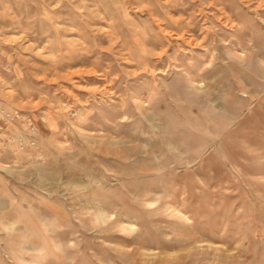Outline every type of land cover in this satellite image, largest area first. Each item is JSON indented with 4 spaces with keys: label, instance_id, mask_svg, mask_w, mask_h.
I'll list each match as a JSON object with an SVG mask.
<instances>
[{
    "label": "rangeland",
    "instance_id": "374dc122",
    "mask_svg": "<svg viewBox=\"0 0 264 264\" xmlns=\"http://www.w3.org/2000/svg\"><path fill=\"white\" fill-rule=\"evenodd\" d=\"M0 101V264H264V0H0Z\"/></svg>",
    "mask_w": 264,
    "mask_h": 264
},
{
    "label": "bare ground",
    "instance_id": "6f19581e",
    "mask_svg": "<svg viewBox=\"0 0 264 264\" xmlns=\"http://www.w3.org/2000/svg\"><path fill=\"white\" fill-rule=\"evenodd\" d=\"M159 14V17H161L160 13ZM157 14V15H158ZM166 18V17H165ZM247 55L246 53H240L238 54V56H245ZM237 80V79H236ZM235 80V81H236ZM245 82V81H244ZM239 83H241L239 81ZM243 89V88H242ZM152 117V116H151ZM150 143H148L146 140L143 142V144L141 145V148H145L147 147V145H149ZM151 202V201H150ZM99 216H104L105 215V212L103 211H99L98 212ZM176 214L177 216L180 218V219H183L184 221H186V224H187V227H189L191 225V221L189 220V217L187 216V214H185L184 212L182 211H176ZM123 226V229L126 230L127 232H132L135 228H136V224L134 222H126L125 224L122 225ZM8 228H10V226H7ZM263 254V253H262ZM37 264H39L38 262H36Z\"/></svg>",
    "mask_w": 264,
    "mask_h": 264
},
{
    "label": "built area",
    "instance_id": "2783aa9c",
    "mask_svg": "<svg viewBox=\"0 0 264 264\" xmlns=\"http://www.w3.org/2000/svg\"><path fill=\"white\" fill-rule=\"evenodd\" d=\"M15 118V113H11L10 111H5L2 106V102L0 101V141L7 140L6 133L3 130L4 124L13 120Z\"/></svg>",
    "mask_w": 264,
    "mask_h": 264
}]
</instances>
